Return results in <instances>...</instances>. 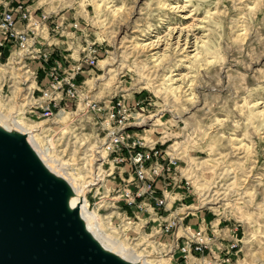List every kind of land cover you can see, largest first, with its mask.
<instances>
[{"label":"rangeland","instance_id":"1","mask_svg":"<svg viewBox=\"0 0 264 264\" xmlns=\"http://www.w3.org/2000/svg\"><path fill=\"white\" fill-rule=\"evenodd\" d=\"M0 10L48 17L37 58L0 47V117L17 116L50 164L89 185L86 212L104 238L147 264H264V0H0ZM79 65L84 97L44 118L35 99L49 76ZM117 102L130 116L109 149ZM201 232L207 248L191 262L181 249Z\"/></svg>","mask_w":264,"mask_h":264},{"label":"water","instance_id":"2","mask_svg":"<svg viewBox=\"0 0 264 264\" xmlns=\"http://www.w3.org/2000/svg\"><path fill=\"white\" fill-rule=\"evenodd\" d=\"M66 195L25 135L0 131V264H126L92 238Z\"/></svg>","mask_w":264,"mask_h":264},{"label":"built area","instance_id":"3","mask_svg":"<svg viewBox=\"0 0 264 264\" xmlns=\"http://www.w3.org/2000/svg\"><path fill=\"white\" fill-rule=\"evenodd\" d=\"M47 18L45 14H41L40 17L35 16L31 11L17 13L12 10H0V29L4 35L3 39L0 40V47H4L6 43L11 44L15 48L14 56L16 59L24 56L37 58L40 50L37 46L36 31L40 29L43 20ZM19 24L22 25V29H19ZM62 27L57 23L54 31L59 32ZM75 27L77 28V25ZM83 60L89 67H95L98 60L97 50L93 47L85 49ZM80 71L81 65L71 69L67 76H64L65 73L60 74L57 70L51 73L48 86L44 87L41 90L42 95L35 99V109L42 110L41 115L44 118L53 117L55 109L60 108L64 98L76 102L84 97L82 86L76 81V76ZM129 116V109L125 104L117 102L113 105L108 120L109 125L113 124L114 126L109 134L111 138L109 149L115 148L123 142L122 137L117 133V129L126 126ZM150 157V153L139 154L135 163L143 164ZM138 177L141 181L145 180L146 176L143 170L138 171ZM194 237L195 241L184 245L181 249L182 255L190 261L194 259L195 254H202L207 248L202 232ZM205 261L204 259L203 262Z\"/></svg>","mask_w":264,"mask_h":264},{"label":"bare ground","instance_id":"4","mask_svg":"<svg viewBox=\"0 0 264 264\" xmlns=\"http://www.w3.org/2000/svg\"><path fill=\"white\" fill-rule=\"evenodd\" d=\"M154 46L153 44L149 45ZM187 44V48H188ZM154 49V47H153ZM198 54L194 55L191 59H197ZM191 63V62H190ZM17 116L11 115V118L9 120H3L0 117V131L4 133H8L10 135H14L17 137H23L26 136L28 144L38 153L40 159L43 161L46 169L48 172L57 178L58 180L62 181L66 187H67V195H66V203L69 211H73L75 209L79 210L80 217L83 221L84 227L88 233L94 238L96 242L99 243V245L102 247V249L111 255H114L117 259L120 261L126 263V264H147L145 257H134L132 254H130L128 251L125 252L121 246H119L116 243L111 242L107 238H104V236L97 230L96 228V220L89 216L86 212V193L88 191L89 185H87L85 188L80 190L72 180H70L68 177H66L60 170H58L55 165L46 159L36 142L34 141V138L31 136V133L20 127L16 121L15 118ZM18 119V118H17Z\"/></svg>","mask_w":264,"mask_h":264}]
</instances>
